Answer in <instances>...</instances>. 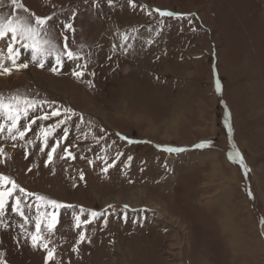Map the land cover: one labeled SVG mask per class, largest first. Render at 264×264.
Instances as JSON below:
<instances>
[{
  "label": "rangeland",
  "instance_id": "rangeland-1",
  "mask_svg": "<svg viewBox=\"0 0 264 264\" xmlns=\"http://www.w3.org/2000/svg\"><path fill=\"white\" fill-rule=\"evenodd\" d=\"M18 2L28 13L3 0L0 16H51L45 26L51 39L62 46L67 36L70 49L82 56L64 57L60 65L49 57L40 68L30 50L15 44L21 52L17 63L29 66L0 76L5 97L19 92L50 102L29 118L55 107L77 113L49 137L44 152L37 133L63 116L37 120L22 141L0 135V174L27 192L76 206L59 209L52 234L42 224L55 248L48 264H264V0H134L135 9L128 0H113L111 7L107 0ZM155 9L186 18H161ZM65 23L75 32L65 30ZM122 33L129 34L130 47L121 46ZM9 42L10 34L0 40V63L10 67ZM75 71L84 76L77 80ZM57 139L62 143L45 166ZM203 142L212 146L196 147ZM65 147L75 159H60ZM164 147L185 151L168 153ZM234 148L251 169L247 177L228 159ZM99 157L115 163L107 175ZM35 195L21 197L29 218L24 229L11 198L0 218L7 225H0L6 264H45L47 252L34 250L27 237L35 231ZM80 207L105 215L77 229L72 214ZM87 218L86 212L81 219ZM81 231L87 239L77 253L72 249Z\"/></svg>",
  "mask_w": 264,
  "mask_h": 264
},
{
  "label": "snow or ice",
  "instance_id": "snow-or-ice-1",
  "mask_svg": "<svg viewBox=\"0 0 264 264\" xmlns=\"http://www.w3.org/2000/svg\"><path fill=\"white\" fill-rule=\"evenodd\" d=\"M3 0H0L2 3ZM108 5L111 7L113 6V0H107ZM130 7L135 9L137 4L134 0H128ZM11 6L14 9H22L25 13H28V9L24 7L22 3H19L18 0H11ZM161 18L169 17V18H176V19H183L186 18L183 14L174 13L172 11H165L160 9L154 10ZM152 15V12L148 13ZM76 13H73L72 19H75ZM52 19L51 16L49 17H38L35 14H29L28 16H20V15H12L7 18L0 16V40H5L9 37L10 34V42L7 43V56L6 59L11 62V66H6L4 63H0V76L3 75H11L13 69L19 71L21 69H27V63H17L19 57L21 55L20 49L15 48V44H20L22 48L30 50L32 61L37 64L38 67L43 68L45 59L49 57H54L56 64L60 65L62 63V59L66 57L68 60H80L82 56L80 52H74L70 49L68 44V37H63V45L58 46L56 42H54L48 31L46 30V25L48 21ZM161 23L163 21L161 20ZM65 30H70L73 33L75 32V28L73 27L72 23H65L64 24ZM136 31V29H133ZM128 33L121 34L122 40V47L127 45L129 40ZM151 41H149L150 43ZM130 47L131 45H127ZM0 58H2V53H0ZM78 67L86 68L87 64L83 66L78 65ZM51 71L54 74H59L57 68H52ZM72 75L77 79L80 80L84 76L83 71H75ZM94 75V73H93ZM90 86H91V82ZM215 91L219 94L222 92V85L220 80L217 78L215 80ZM49 105L51 107L50 102L45 100H36L33 98H29L26 95H22L19 92L11 93L7 97L3 94H0V135H4L7 133V138L11 139L12 141L16 140H24L26 134L32 130V125L37 123V120H49L51 117H61L56 124L50 127H41L39 133H37L36 138L41 143L40 151L44 152L45 148H49L48 140L49 137L53 136L54 132L57 128H60L61 125L67 123L73 116L77 115L71 108H64L61 110L59 107H55L51 110V112H44L42 115H37L34 118H29L30 112H36L38 107L43 109L44 105ZM80 120L83 123V116H80ZM21 121H24L21 124ZM230 114L225 113L224 124L225 127L228 129L229 139L231 140L232 136V127L230 124ZM103 131V129H101ZM64 135L63 140H66L68 137V130L67 128L63 129ZM119 135V134H117ZM95 139V137H94ZM121 140H127L129 144L139 143V141L130 140L125 136H120ZM29 144L33 143V141H28ZM62 143L61 139H57L53 145H51L50 150L47 152V161L45 162V166L51 164L54 159V154L57 152V149L60 147ZM15 147V145H13ZM211 142H203L197 144V148H206L211 147ZM168 153H178L185 151L183 148H174V147H164L162 149ZM122 153H117L116 159H119V156ZM4 156V149L0 148V157ZM27 158V154L25 156ZM72 158L75 159L71 151L65 147L63 149V155H61L60 159ZM99 159L104 161L105 167L102 168V173L107 175L110 168L115 167V163L109 164L105 157H99ZM228 159L233 163H238L243 174L245 177L248 176V173L251 169L245 163V160L238 149L234 148L233 152L228 154ZM132 157H128V163H126L125 167L129 166ZM3 160H0L2 163ZM93 161H89V164H92ZM31 171V169H29ZM80 180H84V173L81 171ZM11 185V187H7ZM75 186V185H74ZM17 191L19 195H16ZM34 193L27 192L23 187L19 186L12 178L0 174V218L4 217L8 208V201L9 199H13L14 203L11 205V211L18 216H20L24 223L20 225L21 229H24V225L28 224L29 218L25 214L24 207L25 204L22 203L21 197H31L34 196ZM247 195L250 199H253V194L251 190H248ZM35 208L36 214L34 217L35 221V231L28 232L27 237L30 238L31 247L35 250L38 248H43L47 252V256L45 258V264H48L49 261L53 260L55 254V248H50L49 243L50 240L45 237L44 233L41 230L42 224L44 228L47 229L49 234H52L55 230L56 224L58 223V215L59 209H75V205H69L60 203L56 200H52L46 198L44 196L35 195ZM29 210L33 207V205L28 204L26 205ZM109 207H112L109 205ZM128 206L125 205V208ZM53 209L54 211H41V209ZM106 211V210H105ZM87 212L88 218L82 220L81 217L85 215ZM105 212H97L94 210H86L83 207H80L79 212H73L72 219H73V227L74 228H81L82 226H87L91 224L95 219L98 217L104 216ZM264 223V220L261 221ZM107 221L105 220V226ZM0 225L3 227H7V225H3L2 220H0ZM87 239L85 233L83 231L79 232L77 246L73 247V251L78 253V245L84 242ZM90 242V241H89ZM0 264H6V261L3 259V253H0Z\"/></svg>",
  "mask_w": 264,
  "mask_h": 264
},
{
  "label": "bare ground",
  "instance_id": "bare-ground-1",
  "mask_svg": "<svg viewBox=\"0 0 264 264\" xmlns=\"http://www.w3.org/2000/svg\"><path fill=\"white\" fill-rule=\"evenodd\" d=\"M6 61V60H5ZM1 63H3V61L1 62ZM18 76H20V75H18ZM3 77V76H2ZM5 77H7V76H5ZM8 78V77H7ZM5 81V80H4ZM137 194H139V197H142L143 196V194L141 193V192H137ZM226 194V193H225ZM220 202V201H219ZM226 219V218H225ZM264 234V233H263Z\"/></svg>",
  "mask_w": 264,
  "mask_h": 264
}]
</instances>
